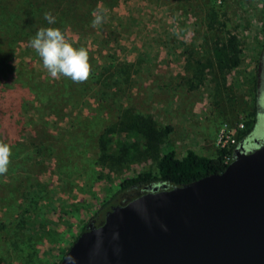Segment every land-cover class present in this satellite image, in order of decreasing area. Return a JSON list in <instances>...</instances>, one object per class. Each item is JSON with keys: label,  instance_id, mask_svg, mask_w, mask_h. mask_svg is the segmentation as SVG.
<instances>
[{"label": "rangeland", "instance_id": "374dc122", "mask_svg": "<svg viewBox=\"0 0 264 264\" xmlns=\"http://www.w3.org/2000/svg\"><path fill=\"white\" fill-rule=\"evenodd\" d=\"M45 27L87 49L86 80L48 74L29 46ZM230 37L235 68L214 56ZM263 53L264 0H0V264H58L158 156L216 158L238 142Z\"/></svg>", "mask_w": 264, "mask_h": 264}, {"label": "water", "instance_id": "95a60500", "mask_svg": "<svg viewBox=\"0 0 264 264\" xmlns=\"http://www.w3.org/2000/svg\"><path fill=\"white\" fill-rule=\"evenodd\" d=\"M58 264H264V145L234 149L221 173L112 206Z\"/></svg>", "mask_w": 264, "mask_h": 264}, {"label": "trees", "instance_id": "16d2710c", "mask_svg": "<svg viewBox=\"0 0 264 264\" xmlns=\"http://www.w3.org/2000/svg\"><path fill=\"white\" fill-rule=\"evenodd\" d=\"M11 1L18 2L21 0H11ZM214 56L220 65L227 63L232 68L237 67L240 63V56L238 53L237 46L234 42V37H230L228 41L224 43L223 46H219V44L216 43L214 48ZM68 81H69L68 79L66 81V78H64V82L67 83ZM247 125H248L247 130L240 131L239 140L246 137L249 134V132L252 130V127L254 125V121L252 120L251 122H248ZM157 139H159V137ZM149 140H150V136H149ZM226 155H227L226 149L221 150L216 158L202 156L195 153L192 150H189L187 151L184 157L179 159L176 157L175 152L173 150H169L162 156H158L156 158V162H157L156 165L158 169L157 174H152L150 172H142L139 173L137 176L128 178L125 181L121 182L119 192L138 191L139 193L137 195L129 199L131 200L134 197H137L149 191L146 189V187L149 185L154 184L158 186L160 183H163L166 184L167 186H173V185L180 186V185L188 184L190 182H193L194 180H197L201 177L210 174L221 173L225 170V168L228 165L224 162V158ZM230 155L231 157H233V150ZM110 201L111 200L104 203L101 206V210L105 208L106 209L105 211H109L113 206L112 205L108 207ZM106 213L104 214L102 220H104ZM85 230L86 227H84L82 232Z\"/></svg>", "mask_w": 264, "mask_h": 264}, {"label": "clouds", "instance_id": "9594fccd", "mask_svg": "<svg viewBox=\"0 0 264 264\" xmlns=\"http://www.w3.org/2000/svg\"><path fill=\"white\" fill-rule=\"evenodd\" d=\"M93 26L100 24L103 16L93 13ZM44 19L49 25L55 22V16L44 13ZM29 46L41 58L48 74L56 78L63 76L72 81H84L90 74L89 54L84 47H74L66 39L65 34L57 27H45L36 31L30 38ZM257 128L264 131V87L257 91ZM11 148L7 143H0V174L6 173L9 165Z\"/></svg>", "mask_w": 264, "mask_h": 264}, {"label": "flooded vegetation", "instance_id": "af4514ba", "mask_svg": "<svg viewBox=\"0 0 264 264\" xmlns=\"http://www.w3.org/2000/svg\"><path fill=\"white\" fill-rule=\"evenodd\" d=\"M264 87V53L263 56H261L259 64L257 65V82H256V95L259 88ZM256 97L253 99V110H252V118L254 121V128L249 132V134L238 140V142L235 143L234 148L243 147L244 151L249 153L253 151L254 149H257L261 145H264V131H261L257 128V106H256ZM257 129V133H254V130ZM101 221H97L96 218L90 220L88 224L85 226L86 229L89 224L93 225H99Z\"/></svg>", "mask_w": 264, "mask_h": 264}, {"label": "built area", "instance_id": "2783aa9c", "mask_svg": "<svg viewBox=\"0 0 264 264\" xmlns=\"http://www.w3.org/2000/svg\"><path fill=\"white\" fill-rule=\"evenodd\" d=\"M222 141V140H221ZM236 140L235 139H233L232 140V143L229 145V146H227V149L225 148V145H226V142H227V140L226 141H224V143H222V147H223V149H226V151H227V155L225 156V158H224V162L226 163V164H229L231 161H232V159H233V157H231V152H232V150H234L233 148H234V145H235V142ZM231 151V152H230Z\"/></svg>", "mask_w": 264, "mask_h": 264}]
</instances>
